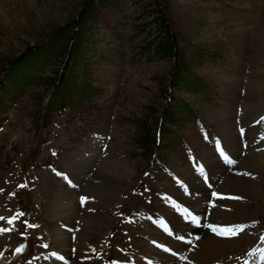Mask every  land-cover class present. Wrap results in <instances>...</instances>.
Instances as JSON below:
<instances>
[{"label":"rangeland","instance_id":"374dc122","mask_svg":"<svg viewBox=\"0 0 264 264\" xmlns=\"http://www.w3.org/2000/svg\"><path fill=\"white\" fill-rule=\"evenodd\" d=\"M91 3L93 10L87 12ZM0 6L11 8L12 19L9 26H0V229L7 230L0 233V264H20L15 256L20 245L25 249L21 264L39 248L49 257L62 251L74 254L76 245L59 241L63 232L67 243L84 236L88 244L104 243L93 255L79 248L82 254L75 257L82 261L116 260L123 247L121 259L136 264L135 259L149 255L144 235L148 219L143 215L171 214L159 195L174 188L173 173L182 178L191 172L189 151L205 159L217 184L225 168H214L217 159L209 140L221 135L228 151L241 150L240 142L230 143L227 136L231 132L238 138L235 119L229 116L238 120L233 112L241 111L236 105L243 101L242 82L250 81L247 96L252 97L241 122L264 112V0H15ZM51 77L58 84L47 85ZM64 98L72 99V108L66 106L65 115L50 113ZM250 130L249 143L264 137L254 138L256 131ZM100 144L107 145L105 151L100 152ZM91 149L97 154L94 161V156L76 158ZM256 149L251 145L250 155L240 157L256 154ZM111 162L130 166L131 176L113 183L120 173L107 170ZM239 166L258 173L251 180L264 186V170ZM185 178L194 190L202 186L191 173ZM81 194L89 198L86 203ZM234 195L239 199L214 197L216 206L208 211L215 224L238 218L263 228L264 200ZM203 196V205H208L213 196ZM191 200L199 207L201 199ZM220 207L231 209V216ZM97 213L109 219L103 234L95 224L94 230L87 225L89 215ZM64 220V229L75 227L72 234L59 228ZM199 235L197 245L210 234ZM230 241L234 254L241 256L239 249L247 250L253 239L242 235ZM13 246L17 248L10 255ZM197 250L195 258L202 254Z\"/></svg>","mask_w":264,"mask_h":264},{"label":"bare ground","instance_id":"6f19581e","mask_svg":"<svg viewBox=\"0 0 264 264\" xmlns=\"http://www.w3.org/2000/svg\"><path fill=\"white\" fill-rule=\"evenodd\" d=\"M14 1L15 0H0V4H5V3H11L14 4ZM11 9V8H10ZM10 9L9 7L5 8V9H2L1 6H0V26H9L10 25ZM13 12V11H12ZM244 85V88H245V94L244 96H241L240 99H243V105L244 108L246 109L245 112H249V108L251 107V93H250V99L248 98L249 96L248 95V92L250 91V81H247V83L245 84H242V86ZM240 92V91H239ZM247 101H249V103L247 104ZM242 102L240 104H242ZM247 106H246V104ZM245 104V105H244ZM264 105V104H263ZM259 106V105H258ZM257 108V107H256ZM264 108H261L260 111L263 112ZM257 110H259V107L257 108ZM264 113V112H263ZM223 115V114H222ZM230 115V114H229ZM253 115V114H252ZM227 116V115H226ZM233 116V115H232ZM224 118V116H223ZM227 118V117H225ZM229 119L231 121H234V116L231 118V116H229ZM246 121V120H245ZM233 124V123H232ZM230 125V124H229ZM226 127V126H225ZM223 128V127H222ZM227 130V128H225ZM230 130V129H229ZM228 130V131H229ZM223 131V130H222ZM225 132V131H224ZM223 132V133H224ZM234 132V131H233ZM230 134L227 136V138L229 139L228 141L233 142H239V138H237L235 140V138L231 135V132H229ZM221 134V133H220ZM226 134V133H225ZM224 135V134H223ZM225 136V135H224ZM238 136V135H237ZM225 139V138H224ZM247 139H249V135H247ZM258 141H254L252 140L249 144L250 146L253 145L256 149V151H261L264 147V145L260 144V143H263L264 142V137H258ZM227 141V140H226ZM237 145H239V143H236ZM233 147V146H232ZM254 149V148H253ZM264 149V148H263ZM240 150V148H239ZM255 151V150H254ZM255 151V152H256ZM235 157H239L238 158V161L236 162V164L240 165L241 167L243 168H246V169H249V168H253V169H257V170H264V153L263 152H256V154H253L251 156H247L246 158H243V157H240V151L239 152H236L235 151ZM248 155H250L249 151L247 152ZM97 156V155H96ZM93 157V156H92ZM77 159H83L81 158V156ZM109 160V159H108ZM81 161V160H80ZM82 162V161H81ZM72 163V162H70ZM77 163V161L75 162V164ZM105 163V162H103ZM113 163L111 166H107V170H111L113 169V172H115L116 174H119L120 176L117 175V177H115V179H113V183L117 180H119L120 178H123V180H126L128 178V176H131V173H132V170L130 169V166H123L122 164L119 165V163H114V162H111ZM102 164V163H101ZM80 165V164H78ZM103 166V164H102ZM101 166V167H102ZM105 166V164H104ZM214 168L215 166L216 167H220V168H225L224 166H222L218 161H216V163L213 165ZM239 166V167H240ZM70 169H73V170H77V167L76 168H73V166L69 167ZM105 168V167H104ZM236 168V167H235ZM102 169V168H101ZM78 172V171H77ZM102 172V171H100ZM224 174L222 175L223 179H217V184L218 187H219V190L221 193H233V194H239V195H242V196H247V197H251V198H254L258 201H262L264 200V186H260L256 183H254L251 178H246L244 176H240V175H236V174H232L230 172H228L227 169H225V171L223 172ZM126 178V179H125ZM78 179V178H76ZM193 179V178H192ZM215 180V179H214ZM223 180V184H220L219 182ZM198 181V180H197ZM190 182V181H189ZM214 183V182H213ZM114 187H116L114 184H112ZM104 186V185H103ZM120 186V185H119ZM82 187V186H81ZM197 190L196 191H201V194L202 195H205L208 193L207 190L203 189L202 186H197ZM229 187V190H232V192H228L227 188ZM63 189L67 190L68 187L63 185L62 187ZM67 188V189H66ZM88 188V187H87ZM91 190L95 189V185H91ZM89 188V189H90ZM107 186L104 188L106 189ZM86 189V188H85ZM99 189V188H97ZM104 189H100V191L104 190ZM70 190V189H69ZM121 190V189H120ZM72 191H76V190H72ZM82 191V190H81ZM104 192V191H103ZM95 193V192H94ZM98 193V192H97ZM80 194V193H79ZM74 195V194H73ZM73 195H71V197H73ZM68 197V196H66ZM237 197V196H236ZM205 198V197H204ZM209 198V197H208ZM65 199V198H64ZM196 199H200V198H196ZM194 200V199H193ZM212 200H214V197L212 198ZM192 201V200H191ZM198 201V200H197ZM207 201V200H206ZM195 203V204H194ZM203 203H205L204 201H202L201 203H199V207H198V203L192 201V204L193 205H196L197 209L200 211V212H205V209L208 211V209L210 208V204L208 205H203ZM215 204V203H214ZM77 206V205H75ZM211 206H216V205H211ZM70 207V206H69ZM71 209V208H70ZM196 209V210H197ZM218 209V208H217ZM224 209V213L228 214L229 216H231V209L229 208H219L218 210L222 211ZM6 211V210H5ZM74 211V209H73ZM70 212V210H69ZM71 213V212H70ZM69 213V214H70ZM86 213V212H85ZM221 213V212H220ZM71 214H76V208H75V212H72ZM167 215V214H166ZM84 216V215H83ZM168 216V215H167ZM171 217V221H172V224H175V226H173L175 232L178 231H184V230H187L188 232H191L193 230V228H191L190 224L191 223H188V224H182L179 220V218L177 217H174V214H171L169 215ZM244 217V216H243ZM242 217V218H243ZM64 218V217H62ZM101 218L103 219V222L106 223L105 227H102L101 226ZM68 219V218H67ZM70 219V218H69ZM86 220V219H85ZM108 216L105 215L103 217H101V215L99 213H97V215H89V218H88V222H87V225L89 228L93 229L94 228V225H91V223L95 224L96 226H98V228L101 230L100 234H103L104 233V230H107V227H108ZM237 221H240V219H233L231 220L230 222H237ZM64 222H66L64 220ZM229 222V223H230ZM67 223V222H66ZM74 223V222H73ZM71 224V223H69ZM84 225V224H83ZM66 226V225H65ZM82 226V225H81ZM78 227V226H77ZM75 228V227H74ZM94 230V229H93ZM87 231V230H86ZM153 233L152 235L155 237V238H159L161 237L162 239L166 240V241H169V238H167L166 236L160 234L158 232V230H155L153 229L152 230ZM203 231H199L197 232V234H200L202 233ZM91 233V232H90ZM95 233V232H93ZM76 236H78L80 233H77L75 232ZM87 233H84L82 235H85ZM210 235H208L207 238H205L204 242H201L199 245L196 244V247L195 248H192L190 250H188V247L187 245H183V244H178L176 242H173L172 244L175 245L180 251H182L183 254H186L185 256L187 257V259L185 260H181V259H172L173 257H169L167 256L166 254L158 251L157 249H155L150 243L148 245V250L149 251H152V252H155L156 254V258L158 260H161V262L165 263V264H180L181 262L183 261H186V262H189L191 264H197L198 262H205L207 259V263L206 264H217V263H229V262H233L235 260V258L237 257V254H234V251L236 252V246L234 245V247H232L230 245V239H226V238H218L216 236H212V237H209ZM60 238L57 239L59 240L64 246L65 245H69V247L71 246H75L76 245V252H78L79 254H82V252L80 251L79 248H82L83 252L86 251L85 253H90L92 250H94L95 252H98V251H101L104 246V243L102 242H99L97 245H91V244H88V237L87 236H84V238H81L80 237L76 242H75V239H72L74 240V243L72 242H66L67 240V233L63 232L61 235L58 236ZM77 237V238H78ZM103 237V236H101ZM100 237V238H101ZM153 237V238H154ZM69 238V237H68ZM71 239V238H70ZM87 241V242H86ZM233 245V244H232ZM57 246V245H56ZM233 249H231V248ZM250 246H248L249 248ZM198 248V250H197ZM247 248V249H248ZM196 249L197 250V254L200 252L202 253L200 255V257H194L195 254L193 253V250ZM240 254L238 255H243L244 252L246 251V249H243V248H240ZM93 251V252H94ZM188 251V252H187ZM8 252V250L6 251ZM150 252V253H152ZM187 252V253H186ZM260 252V251H259ZM101 253V252H100ZM237 253V252H236ZM262 253V252H260ZM94 254V253H93ZM92 253H90V255H93ZM68 255V254H66ZM259 255V254H258ZM69 256V257H68ZM67 257L68 258H71V261H73V263L71 264H102V262L98 263L97 260H94L91 261L90 257H87L88 259L90 260H85V261H82L80 258H77L75 257V255H68ZM77 256V255H76ZM83 256V255H82ZM102 257V256H101ZM255 260L253 262V264H258V261H256L257 259L256 258H259L261 257V254L259 256H254ZM204 258L205 260L204 261H200V259ZM197 260V261H196ZM49 261V260H48ZM104 262V261H103ZM105 263V262H104ZM49 264H62V263H59V262H56L52 259H50V263ZM116 264V263H115Z\"/></svg>","mask_w":264,"mask_h":264},{"label":"snow or ice","instance_id":"6c2138e0","mask_svg":"<svg viewBox=\"0 0 264 264\" xmlns=\"http://www.w3.org/2000/svg\"><path fill=\"white\" fill-rule=\"evenodd\" d=\"M221 153L223 154V149H220ZM225 159L228 160L229 163H235V161L230 160L229 157L225 155ZM202 171V169H201ZM214 196H217L218 199H223V198H232V199H239L238 197H220L216 193H213ZM81 202L86 203L87 202V197H82ZM22 215V214H21ZM3 217H0V220H3ZM15 218L12 220H9V223H14ZM245 226L239 225V226H226L223 228H217V227H212V231L215 232L217 235L225 236L228 238L236 237L238 236L241 232L244 231ZM7 231L6 229H0V233H3ZM261 264H264V252L261 253Z\"/></svg>","mask_w":264,"mask_h":264},{"label":"trees","instance_id":"16d2710c","mask_svg":"<svg viewBox=\"0 0 264 264\" xmlns=\"http://www.w3.org/2000/svg\"><path fill=\"white\" fill-rule=\"evenodd\" d=\"M93 5H92V3H91V5H89L88 7H87V12L89 11H91V10H93ZM58 38H56V39H54L53 41H54V44L52 45V46H54L55 45V41L57 40ZM59 49V48H58ZM64 51V46H63V48H62V46L60 47V53H62ZM54 81H57V82H55L56 84H58V80L57 79H55V77H51V78H49L48 79V83H47V85H52L51 83L52 82H54ZM54 84V83H53Z\"/></svg>","mask_w":264,"mask_h":264}]
</instances>
